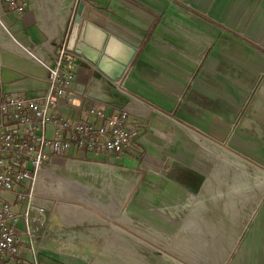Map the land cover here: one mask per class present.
I'll list each match as a JSON object with an SVG mask.
<instances>
[{
	"label": "crops",
	"instance_id": "obj_1",
	"mask_svg": "<svg viewBox=\"0 0 264 264\" xmlns=\"http://www.w3.org/2000/svg\"><path fill=\"white\" fill-rule=\"evenodd\" d=\"M28 2L23 17L5 6L0 8L4 20V24L0 23V82L10 93L26 96L46 91L47 70L23 46L33 49L38 58L53 62L57 49L66 45L79 5L84 2L83 13L90 21L138 48L118 85L130 94L125 108L134 116L130 115L128 124L143 128L144 146L139 139L137 142L146 153H165L208 175L206 160L194 156V143L198 142L195 139L216 138L223 142L230 136L234 142L264 138V0ZM78 74L85 81L87 96L71 92L58 107L61 113L74 120L95 121L88 113L92 106L103 107L107 113L120 109L88 96L87 86L93 82L94 73L85 58ZM131 94L148 104L141 103L136 112L131 110L130 105H137ZM154 107L167 115L154 114ZM170 125L173 132L166 130ZM134 151L138 150L131 147L117 159L110 158L112 154L87 153L97 162L93 165L75 162L72 158L80 152L72 151L52 163L80 173L91 167L90 173L107 178V173L121 163L132 168ZM65 159L69 160L63 162ZM157 174L162 177L163 194L143 188L139 198L133 200V213L140 212L141 197H151L155 203H172L186 198L188 193L194 194ZM67 207L46 213L47 225L40 239L41 264L80 263L79 258L60 257L58 254L66 252L60 253L59 246H53L51 241L60 233L68 234L70 229H89L95 222L89 221V212L80 205ZM95 217L101 219L99 214ZM63 246L67 247L66 243ZM70 246L73 249L78 245ZM23 252L29 259L30 252ZM0 264L19 263L2 260Z\"/></svg>",
	"mask_w": 264,
	"mask_h": 264
},
{
	"label": "rangeland",
	"instance_id": "obj_2",
	"mask_svg": "<svg viewBox=\"0 0 264 264\" xmlns=\"http://www.w3.org/2000/svg\"><path fill=\"white\" fill-rule=\"evenodd\" d=\"M118 82L115 85L122 89ZM131 95L137 104L130 105L131 110L148 104ZM154 108V114H166ZM170 127L166 130L173 132ZM137 131L143 145L145 132L143 128ZM195 140L194 156L207 163L203 189L172 203L141 197L138 213L131 211L132 203L143 188L163 194L162 177L157 173L169 155L143 150L140 159L142 153L134 151L132 168L118 163L107 178L90 173L91 167L80 173L54 163L42 177L39 198L48 210L80 205L89 212V221L95 222L84 231L70 229L52 239L60 253L66 252L58 255L79 258L80 263L74 264H264V138ZM117 155L110 158L117 159ZM90 156L79 153L72 160L97 163ZM96 214L101 215V222L94 218ZM67 242L79 247L72 249Z\"/></svg>",
	"mask_w": 264,
	"mask_h": 264
},
{
	"label": "built area",
	"instance_id": "obj_3",
	"mask_svg": "<svg viewBox=\"0 0 264 264\" xmlns=\"http://www.w3.org/2000/svg\"><path fill=\"white\" fill-rule=\"evenodd\" d=\"M28 0H0V8L23 17ZM0 23L4 24L0 14ZM23 46V45H22ZM25 50L47 70L48 86L39 95H15L0 82V261L39 264L40 239L47 225L45 200L39 198L43 175L52 161L68 152L121 154L139 135L129 125L127 108L107 113L92 106L95 121L73 119L58 109L71 92L87 96L84 79L78 74L81 56L63 44L53 62ZM27 249L32 260L24 256Z\"/></svg>",
	"mask_w": 264,
	"mask_h": 264
},
{
	"label": "water",
	"instance_id": "obj_4",
	"mask_svg": "<svg viewBox=\"0 0 264 264\" xmlns=\"http://www.w3.org/2000/svg\"><path fill=\"white\" fill-rule=\"evenodd\" d=\"M84 7L82 2L68 35L67 49L92 66L94 79L87 87L88 96L123 109L129 104L130 96L118 89L115 82L127 73L138 48L90 21L83 13ZM159 174L194 194L201 191L207 179L206 173L172 157L167 158Z\"/></svg>",
	"mask_w": 264,
	"mask_h": 264
},
{
	"label": "trees",
	"instance_id": "obj_5",
	"mask_svg": "<svg viewBox=\"0 0 264 264\" xmlns=\"http://www.w3.org/2000/svg\"><path fill=\"white\" fill-rule=\"evenodd\" d=\"M134 127H136L137 128V130H138V128H140L141 126L140 125H134ZM130 146L131 147H134L135 149H137L138 151H141L142 152V154H141V156H143V147H142V145H140V143L139 142H137V138L136 139H134L132 142H131V144H130Z\"/></svg>",
	"mask_w": 264,
	"mask_h": 264
}]
</instances>
